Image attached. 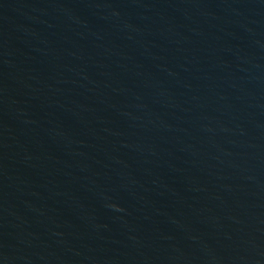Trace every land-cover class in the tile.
<instances>
[{"label":"water","instance_id":"1","mask_svg":"<svg viewBox=\"0 0 264 264\" xmlns=\"http://www.w3.org/2000/svg\"><path fill=\"white\" fill-rule=\"evenodd\" d=\"M0 264H264V0H0Z\"/></svg>","mask_w":264,"mask_h":264}]
</instances>
